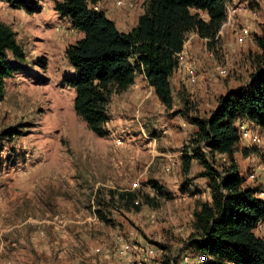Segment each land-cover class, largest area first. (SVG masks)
Instances as JSON below:
<instances>
[{
  "label": "rangeland",
  "instance_id": "rangeland-1",
  "mask_svg": "<svg viewBox=\"0 0 264 264\" xmlns=\"http://www.w3.org/2000/svg\"><path fill=\"white\" fill-rule=\"evenodd\" d=\"M146 1L101 0L99 6L129 31ZM39 6L31 14L0 0V21L14 29L25 53L23 60L8 55L14 68L0 100V264H164L163 245L171 247L176 264L206 262L189 245L194 212L209 193L196 161L189 174L182 171L196 127L179 113V92H186L200 115H210L222 94L247 83L251 68L244 56L255 49L250 38L246 52L225 31L213 50L191 39L171 79L174 108H165L138 74V86L113 97L109 134L99 137L76 114L75 91L66 82L77 73L65 50L81 34L55 11L54 0H40ZM256 13L250 21L262 31L264 0ZM189 62L193 82L184 67ZM254 130L264 135L261 127ZM252 144L242 140L241 146ZM235 158L247 185L264 188L263 172L249 177L260 159L240 152ZM217 163L228 158L217 156ZM149 179L171 195L139 210L110 202V190L155 196ZM255 231L264 238V231Z\"/></svg>",
  "mask_w": 264,
  "mask_h": 264
},
{
  "label": "trees",
  "instance_id": "trees-1",
  "mask_svg": "<svg viewBox=\"0 0 264 264\" xmlns=\"http://www.w3.org/2000/svg\"><path fill=\"white\" fill-rule=\"evenodd\" d=\"M28 13L40 11V0H2ZM229 0H147L144 12L129 31H122L99 6L101 0H54V9L70 21L82 36L67 46L66 57L77 75L66 82L74 89V110L97 136L109 134V107L115 95L126 92L142 74L167 109L174 108L172 77L190 33L195 32L214 49L228 19ZM257 49L245 56L251 72L246 84L231 88L218 98L210 115H200L185 91H180L179 113L196 129L182 154V171L189 174L196 161L207 180L210 199L198 202L194 212L196 233L190 240L206 258L201 264H264V238L256 234L264 222V199L260 187L248 186L235 155L255 154L264 163V148L241 146L239 121H250L264 132V28L255 35ZM23 60L25 53L16 32L0 21V100L6 77L13 71L8 55ZM217 156L228 163L219 166ZM155 196L141 190H110V202H123L139 210L144 204L171 194L157 180L149 179ZM140 199V200H138ZM137 200L139 201L137 203ZM102 220L107 221L103 212ZM164 264H176L171 247L163 245Z\"/></svg>",
  "mask_w": 264,
  "mask_h": 264
},
{
  "label": "crops",
  "instance_id": "crops-1",
  "mask_svg": "<svg viewBox=\"0 0 264 264\" xmlns=\"http://www.w3.org/2000/svg\"><path fill=\"white\" fill-rule=\"evenodd\" d=\"M261 1L262 0H229L230 7L232 9H235V8L238 7V8H243V10L238 11L237 9H235V11H233L230 14V17L224 23V25H223V27H222V29L220 31V34H223V31H225L226 34L229 35V39L235 38L236 43L238 42L244 48V50H243L244 52H246L245 47L247 45L246 42H247L248 38H250L251 44H252L253 48H255L254 50L257 49L256 43L254 41V36L255 35H261L262 31L258 27L253 28L254 23L253 22L251 23L250 18L254 16V15H252L253 14L252 11H256L257 12L258 5L261 4ZM245 7H247V10H244ZM254 17H256V16H254ZM244 27L249 28V34L246 35V36H243L241 34V28H244ZM80 34L82 36L81 32H80ZM195 38H198L201 41H205V40L199 38V36L195 32L190 33V35L188 37V40H187V42H186V44L184 46V50L181 53L182 54V58L184 57V53L187 52L185 50L186 46L188 44L190 45L191 39H195ZM229 45H232V43L229 42ZM244 58H245V56H244ZM174 75H175V73H174ZM134 86L136 87L138 85L136 83H134L129 89H131ZM151 89H153V88L151 87ZM217 105H218V102H217V104L215 105V107L212 110H214L217 107ZM247 183L248 182H246V184ZM261 183L262 184L264 183L263 180H262ZM253 187H260L259 189L264 190V188L261 187V186H253ZM207 190H208V193H209V189L208 188H207ZM208 197L210 199V193H209Z\"/></svg>",
  "mask_w": 264,
  "mask_h": 264
},
{
  "label": "built area",
  "instance_id": "built-area-1",
  "mask_svg": "<svg viewBox=\"0 0 264 264\" xmlns=\"http://www.w3.org/2000/svg\"><path fill=\"white\" fill-rule=\"evenodd\" d=\"M120 3V2H119ZM237 9L238 11H241L243 10V8H235ZM235 9H232L230 7V3L229 1L227 2V12H228V18L230 17V14L235 11ZM244 10H247V7L244 8ZM252 13L254 15H256V11H252ZM241 34L243 36H246L249 34V28L247 27H244V28H241ZM182 59V54H180V64L183 62L181 61ZM185 69L190 73L189 74V77H190V80L193 82L196 80V76L194 74V71H193V68H192V64L189 62L187 64H185ZM239 128H240V133H241V138L242 140H249V141H252V145H258L260 143H262V140H264V135H261L260 133H258L257 131L254 130V128H259L260 126L250 122V121H239ZM258 171H261L264 173V163L260 162L258 168H256L253 172H251L249 174V177L251 179H256L257 177V172ZM257 195L264 199V190H260L257 192ZM258 229H261L262 231H264V222H260L257 226ZM3 250V242H2V239H0V253L2 252ZM206 260V259H205ZM129 264H136V262H130Z\"/></svg>",
  "mask_w": 264,
  "mask_h": 264
}]
</instances>
